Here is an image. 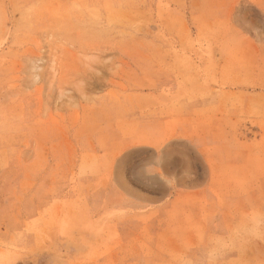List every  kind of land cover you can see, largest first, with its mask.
<instances>
[{
	"label": "rangeland",
	"instance_id": "obj_1",
	"mask_svg": "<svg viewBox=\"0 0 264 264\" xmlns=\"http://www.w3.org/2000/svg\"><path fill=\"white\" fill-rule=\"evenodd\" d=\"M0 264H264V0H0Z\"/></svg>",
	"mask_w": 264,
	"mask_h": 264
},
{
	"label": "crops",
	"instance_id": "obj_2",
	"mask_svg": "<svg viewBox=\"0 0 264 264\" xmlns=\"http://www.w3.org/2000/svg\"><path fill=\"white\" fill-rule=\"evenodd\" d=\"M234 187H235V190L240 189V186H239V185L232 184V185H231V188L233 189ZM193 239H196V237L191 236V235L188 236V240H193Z\"/></svg>",
	"mask_w": 264,
	"mask_h": 264
},
{
	"label": "snow or ice",
	"instance_id": "obj_3",
	"mask_svg": "<svg viewBox=\"0 0 264 264\" xmlns=\"http://www.w3.org/2000/svg\"><path fill=\"white\" fill-rule=\"evenodd\" d=\"M146 179L152 182H159L160 178L158 176H149V177H146Z\"/></svg>",
	"mask_w": 264,
	"mask_h": 264
}]
</instances>
